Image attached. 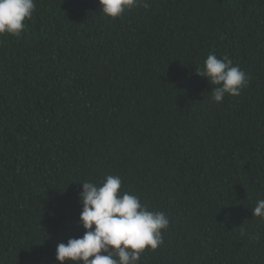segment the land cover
<instances>
[{"label":"trees","instance_id":"trees-1","mask_svg":"<svg viewBox=\"0 0 264 264\" xmlns=\"http://www.w3.org/2000/svg\"><path fill=\"white\" fill-rule=\"evenodd\" d=\"M35 2L0 35V264H59L84 232L80 182L107 175L170 219L139 264H264V0L115 19L99 0ZM209 53L247 73L240 95L212 101Z\"/></svg>","mask_w":264,"mask_h":264},{"label":"clouds","instance_id":"clouds-1","mask_svg":"<svg viewBox=\"0 0 264 264\" xmlns=\"http://www.w3.org/2000/svg\"><path fill=\"white\" fill-rule=\"evenodd\" d=\"M99 6L103 15L115 19L134 8L148 9L150 2L99 0ZM35 8V0H0V35L18 38ZM195 72L214 85L211 99L216 104L226 95H240L241 89L250 82L239 65L214 53H209L202 68ZM80 183L82 210L77 224L84 232L57 245L55 258L59 264H139L146 250L154 251L163 243L162 233L170 224L168 215L149 210L137 195L122 193V180L118 175H107L99 184ZM252 216L264 220V199L256 202Z\"/></svg>","mask_w":264,"mask_h":264}]
</instances>
